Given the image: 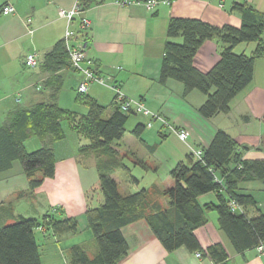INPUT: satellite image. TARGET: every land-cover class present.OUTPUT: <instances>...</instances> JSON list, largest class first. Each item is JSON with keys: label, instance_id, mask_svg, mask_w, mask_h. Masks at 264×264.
I'll list each match as a JSON object with an SVG mask.
<instances>
[{"label": "crops", "instance_id": "1", "mask_svg": "<svg viewBox=\"0 0 264 264\" xmlns=\"http://www.w3.org/2000/svg\"><path fill=\"white\" fill-rule=\"evenodd\" d=\"M82 1L89 3L84 13L89 21V28L85 32V42L81 37L75 36L71 43L76 45L84 42L88 57L93 60L98 73L108 76L109 83L118 87L127 97L142 101L147 109L160 114L174 127L189 131V136L183 142L186 155L194 149L207 147L215 131L223 130L246 148L243 159L264 160V58L255 61L252 82L232 99L229 112L210 119H203L196 112V107L204 100L201 94L192 92L184 98L180 83L158 82L166 28L171 17L200 19L216 27H239L240 14L232 8L245 0H224L223 7L219 6V0H173L169 5L157 6L153 11H147L142 6H119L115 0ZM74 2L75 0H0V125L16 105L27 103L37 96L41 89V74L38 66L25 65V56L35 53L39 63L42 55L55 42L63 39L67 22L58 17V10L68 11L72 9ZM247 2L256 10L264 12V0ZM7 4L14 8V13H2V7ZM28 19L30 22H27ZM76 28V23L71 24L72 30ZM29 29L32 33L28 32ZM254 47V43H242L234 48V52L250 54ZM219 51V44L215 40L204 42L193 59L194 66L202 72L208 71L217 62ZM61 75L63 85L65 81L69 82L77 91L81 75L74 69L62 71ZM86 94L105 106L113 102L114 92L109 86L91 83ZM62 101V94H59L58 105L61 108ZM146 121L147 118L142 116L136 124L145 125ZM153 124L161 126L159 122ZM62 129L64 139L53 144L55 174L52 178L44 179L39 188L29 192L28 181L19 161H14L9 170L0 173V224H9L19 217L41 219L43 216L58 220L71 217L77 221L76 235L55 237L49 231L41 233L43 242L36 240L41 263L42 247L50 246L52 240L65 244L66 254L73 245L86 248L83 238H89L86 237L89 230L85 211L102 202L98 196L93 200L91 193L98 178L95 155L93 152L81 153L78 135L71 129ZM40 147L41 142L36 136L24 142V148L28 152ZM124 148L121 147L118 151L124 154ZM147 149L151 155V149ZM125 151L128 152L127 156L141 163L136 164L134 161L133 165L143 166L145 172L151 174L148 180L143 176L139 179L131 175L129 168H122L126 171L127 184L134 183L137 191L143 188L147 191H162L173 185L169 172L177 161L170 160L167 166L162 167L157 160H147L148 164L127 148ZM127 184L123 188L124 192H120L123 195L129 194ZM239 186L241 192L251 195L256 203L245 208L248 217L264 213L263 185L258 181H251L242 182ZM198 201L201 204H215L216 193L200 196ZM160 203L163 208L167 207L166 198H161ZM206 218V223L195 230L203 250L220 243L228 255L226 264H264V256L255 248L242 254L235 252L226 234L219 229L215 211L207 213ZM36 231L38 230H34V235ZM121 232L128 244V253L118 264H211L208 257L198 259L184 247L167 252L144 220L123 227ZM65 262L66 259L62 264Z\"/></svg>", "mask_w": 264, "mask_h": 264}, {"label": "trees", "instance_id": "2", "mask_svg": "<svg viewBox=\"0 0 264 264\" xmlns=\"http://www.w3.org/2000/svg\"><path fill=\"white\" fill-rule=\"evenodd\" d=\"M84 11L88 1L79 0ZM240 14L239 27L213 26L195 18L171 17L167 23L166 41L159 70L158 82L180 83L182 96L192 92L201 94L204 100L196 107L197 114L210 119L218 114H227L230 102L253 80L254 63L264 58V12L256 10L247 1L232 8ZM86 34L81 38L85 42ZM215 40L220 47L217 62L206 72L197 69L193 59L202 44ZM242 43H254L250 54L235 53L234 48ZM41 74L40 91L27 103L18 104L0 125V173L9 170L14 161H19L28 181L29 192L39 188L44 179L55 174L53 144L64 139L61 122L88 144H81V153L104 149L113 159L98 161L97 183L91 190L101 194V204L85 211L87 229L91 232L96 252L89 255L81 245L68 249L64 264H118L128 253V244L121 229L144 220L149 229L167 252L179 247L200 252L214 263L226 264L228 255L220 243L203 250L195 230L207 221L206 214L217 213L218 226L231 242L236 253L264 244V213L255 217L246 213L231 212L228 199L234 198L246 208L254 206L251 195L241 192L242 182L258 181L264 187V160L243 159L245 147L239 145L227 132L217 130L207 147L202 148L200 159L187 154L186 162H177L169 172L173 185L164 190L140 189L121 194L112 174L125 167L112 145L124 134L128 115L112 102L109 106L79 94L77 98L87 107L86 114L79 115L58 105L63 87L62 71L73 69L61 39L46 51L39 63ZM97 70V69H96ZM145 125L138 123L132 129L136 138H141ZM36 136L41 147L27 152L24 142ZM100 162V163H99ZM216 193L217 202L201 204L200 196ZM166 198L163 208L160 199ZM43 227L53 236L76 235L78 224L75 218L41 219L19 217L9 224H0V264H42L34 230ZM45 233V232H44Z\"/></svg>", "mask_w": 264, "mask_h": 264}, {"label": "rangeland", "instance_id": "3", "mask_svg": "<svg viewBox=\"0 0 264 264\" xmlns=\"http://www.w3.org/2000/svg\"><path fill=\"white\" fill-rule=\"evenodd\" d=\"M60 94H62V99H63L62 104L65 110H68L70 112H75L79 115L86 114L87 107L82 103L81 99L77 98L78 93L76 91V88L73 87V85L65 81L60 91ZM139 119H142V115L140 114L128 115L127 121L124 126L125 131L123 137L121 138V140L117 142L119 146L116 147L115 143L112 145L121 163L125 167L131 170L132 176L139 179L141 178V176H143L146 178V180H148L151 174L149 175L147 172H145L143 166L141 167V166L133 165L134 161L136 162V164H141V163L136 161L135 158L127 156L128 152L125 151L126 148L127 150H130L131 153L135 154L138 158L143 159L144 162L147 163L148 161L153 162L157 160L160 162L162 167L167 166L170 160H174L177 162L180 161L186 162L185 156L187 152L184 143L180 141L173 133L169 132L167 129L160 128L161 126H159L158 124H153L154 126L152 128L145 127L140 139L141 141L138 138H136L131 131L134 128L135 124L137 123V120ZM62 125L64 129L66 128L70 129L69 124L66 120L62 121ZM81 140L83 142L81 144L84 145L88 144V141L86 139L81 138ZM121 147L122 148L126 147L123 150V152H125L124 154H121L120 151H118V149H121ZM147 148L151 149L152 152L151 155H149ZM93 155H95L94 159H96V165L98 164V161H102L104 159H113V156L110 157L109 153L106 152L104 149L93 151ZM82 162H85L84 159H82ZM125 173L126 171L120 167L119 169L114 170L112 174V177L115 178L118 184L119 191L122 193L124 192L123 191L124 186L127 184L125 182L127 179ZM135 186L136 185L134 183L127 184V187H129L127 193L136 192L138 189ZM92 195H93V200H95L97 196L100 197L101 199V194L99 192H93ZM87 235L88 236L86 237L89 238L86 239L84 237L83 241H85L87 244L86 249L88 250L89 255L93 256V254L96 252L95 251L96 246L95 243L93 242V237L90 231L87 232ZM35 236L38 242L39 241L43 242L44 238L41 235L40 231H36ZM82 236H84V232H82ZM89 239H92L90 243H88ZM64 245L65 244L61 242L56 243L55 241L52 240L50 246L49 245L45 246V248L46 247L49 248L48 250H45V248L42 247L43 249V251L41 252L42 264H62L65 261L67 255Z\"/></svg>", "mask_w": 264, "mask_h": 264}, {"label": "built area", "instance_id": "4", "mask_svg": "<svg viewBox=\"0 0 264 264\" xmlns=\"http://www.w3.org/2000/svg\"><path fill=\"white\" fill-rule=\"evenodd\" d=\"M172 1L173 0H115V3L119 6L124 7L142 6L147 11H153L157 6L161 4L169 5ZM223 5L224 0H219V6L223 7ZM1 11L4 14H11L14 13V8L11 5L7 4L2 7ZM84 13L85 11L83 10L79 0H75L72 9L68 11L63 9L58 10V17L65 19L67 22L63 40L69 55V59L71 61V66L81 75V81L77 87V93L85 94L89 84L91 83L109 86L114 92L113 102L116 104V106H118L121 112L126 114H140L146 117L147 121L145 123V126L148 128L151 127L153 123L159 122L161 128L167 129L169 132L175 134L180 141L185 142L187 137L189 136V131H187L186 129H178L174 127L160 114L153 113L149 109H147L142 101L127 97L123 92H121L118 87L109 83L110 78L108 76L98 73L93 60L88 57L86 44L84 42H80L76 45H73L71 43V40L75 38V36L81 37V35L84 34L89 28V21L84 16ZM27 22H30V19H28ZM73 23H76L77 25L76 30L71 29V24ZM28 32L32 33V30L29 29ZM24 62L28 67H36L38 65L36 54L30 53L26 55ZM191 154H193L196 159H200L202 148L194 149ZM228 207L233 213H245L244 206L239 204L232 197L228 199ZM38 231H40L41 233L45 232L43 227H39ZM255 249L260 255L264 256L263 243L260 242ZM194 255L198 259L202 257L200 252H195ZM210 261L211 264H219L214 263L211 259Z\"/></svg>", "mask_w": 264, "mask_h": 264}]
</instances>
